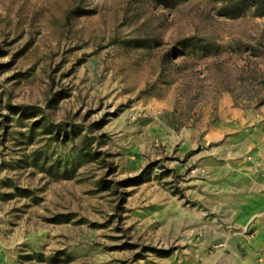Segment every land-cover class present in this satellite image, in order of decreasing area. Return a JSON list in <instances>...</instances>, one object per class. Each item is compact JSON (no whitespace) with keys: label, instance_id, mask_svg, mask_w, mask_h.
Here are the masks:
<instances>
[{"label":"rangeland","instance_id":"rangeland-1","mask_svg":"<svg viewBox=\"0 0 264 264\" xmlns=\"http://www.w3.org/2000/svg\"><path fill=\"white\" fill-rule=\"evenodd\" d=\"M168 262L264 264V16L0 0V264Z\"/></svg>","mask_w":264,"mask_h":264},{"label":"trees","instance_id":"trees-1","mask_svg":"<svg viewBox=\"0 0 264 264\" xmlns=\"http://www.w3.org/2000/svg\"><path fill=\"white\" fill-rule=\"evenodd\" d=\"M242 3L244 4H250L255 7L257 12L261 15L264 16V0H242ZM204 50L207 49V47H202Z\"/></svg>","mask_w":264,"mask_h":264},{"label":"crops","instance_id":"crops-1","mask_svg":"<svg viewBox=\"0 0 264 264\" xmlns=\"http://www.w3.org/2000/svg\"><path fill=\"white\" fill-rule=\"evenodd\" d=\"M167 264H171V263L168 262Z\"/></svg>","mask_w":264,"mask_h":264}]
</instances>
